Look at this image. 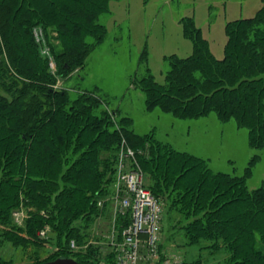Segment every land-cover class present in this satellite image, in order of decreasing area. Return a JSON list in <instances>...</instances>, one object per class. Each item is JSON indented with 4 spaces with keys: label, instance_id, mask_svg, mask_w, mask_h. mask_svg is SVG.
<instances>
[{
    "label": "trees",
    "instance_id": "1",
    "mask_svg": "<svg viewBox=\"0 0 264 264\" xmlns=\"http://www.w3.org/2000/svg\"><path fill=\"white\" fill-rule=\"evenodd\" d=\"M112 1L0 0V264H18L7 254L10 247L30 249L31 264L60 256L101 264V247L92 240L98 220L113 218L107 198L114 195L124 140L135 152L130 162L144 171L146 187L173 221H181L177 227L186 245L208 253L206 261L198 256L179 264H264V181L256 189L248 186L259 155L243 175L216 172L208 159L159 140L154 129L137 133L131 117L100 108L105 101L96 91L72 96L55 88L60 77L83 68L104 40L107 28L98 20L111 12ZM182 24L192 53L166 56L169 69L162 80L147 69L132 81L144 93L146 109L178 119L215 113L221 122L234 120L248 129L249 145L262 149L264 0L251 17L226 23L221 58L192 17ZM39 28L46 31L55 73L49 56L40 52ZM20 208L27 212L23 225L13 217ZM130 222V213L117 214L118 237ZM46 225L51 232L42 238ZM72 240L79 249H72ZM163 256L156 264H163Z\"/></svg>",
    "mask_w": 264,
    "mask_h": 264
},
{
    "label": "rangeland",
    "instance_id": "2",
    "mask_svg": "<svg viewBox=\"0 0 264 264\" xmlns=\"http://www.w3.org/2000/svg\"><path fill=\"white\" fill-rule=\"evenodd\" d=\"M110 5L111 12L101 14L98 20L107 28L104 40L91 52L83 68L73 70L68 78L60 77L55 88L67 89L72 96L80 90L96 91L105 101L100 108L119 109V114L131 117L137 133L145 134L154 129L159 140L208 159L209 167L216 172L243 175L251 158L259 155L248 186L256 189L262 185L264 147L256 149L249 145L248 129L237 127L234 120L221 122L215 113L195 119H178L159 109L148 111L144 93L132 82L143 77L147 69L162 80L169 69L166 56L186 57L192 53L193 44L184 35V17L194 19L214 55L221 58L227 40L226 23L235 18L251 17L260 8L261 0H113ZM40 31L43 37L41 54L54 58L46 31L42 28ZM51 34L56 35L55 32ZM52 41L59 44L56 39ZM143 53L147 54L146 59ZM103 221L101 230H105L106 224L110 230L114 229V221ZM178 224H181L179 219L173 221L164 212L161 254L165 256L162 259L168 260L166 254H175L181 257L180 263L198 256L206 261L207 251L200 252L198 246L186 245L184 231L177 227ZM26 251L24 254L21 249L10 247L7 254L14 256L18 264H31L34 255L30 249ZM107 262L111 264L112 260Z\"/></svg>",
    "mask_w": 264,
    "mask_h": 264
},
{
    "label": "built area",
    "instance_id": "3",
    "mask_svg": "<svg viewBox=\"0 0 264 264\" xmlns=\"http://www.w3.org/2000/svg\"><path fill=\"white\" fill-rule=\"evenodd\" d=\"M38 41L43 43L40 28L36 30ZM45 54L48 51L45 50ZM53 73L56 72L54 58L49 56ZM135 152L129 146H125V140L120 146L119 162L117 166V178L114 183V195L107 199L113 206L114 229L109 235L116 264H156L161 260V233L164 206L162 202L146 187L145 174L139 164L130 162L134 159ZM104 200L99 201L102 205ZM130 213L131 222L122 231L121 239L115 237L118 234L115 228L117 214ZM13 217L18 225H23L27 217L24 208L13 212ZM51 232L46 225L39 232V236L47 238ZM72 249H79L75 240L71 241ZM163 264H179L181 257L175 254L168 256Z\"/></svg>",
    "mask_w": 264,
    "mask_h": 264
},
{
    "label": "crops",
    "instance_id": "4",
    "mask_svg": "<svg viewBox=\"0 0 264 264\" xmlns=\"http://www.w3.org/2000/svg\"><path fill=\"white\" fill-rule=\"evenodd\" d=\"M104 219H108V221H110L111 218L103 216L102 219H100V222L98 220L97 224L100 226H103L104 225V221H103ZM101 228L102 227L98 228V226H97V229L95 230L96 231V237H95V239L92 240L93 243H97V245H99L101 247V251L103 253L102 255L104 256L103 261H106V262L101 263V264H107L108 263L107 260L109 262L112 260L111 264H116V261H115V263H113V259L115 258V253H114V258L112 257L113 254L110 255V253L113 251L112 244H111V242H109V235H110L112 229L110 230V228L107 226V224L105 226V230H101ZM115 238L117 240L121 239V237H118V235H116Z\"/></svg>",
    "mask_w": 264,
    "mask_h": 264
},
{
    "label": "water",
    "instance_id": "5",
    "mask_svg": "<svg viewBox=\"0 0 264 264\" xmlns=\"http://www.w3.org/2000/svg\"><path fill=\"white\" fill-rule=\"evenodd\" d=\"M42 264H83L77 261L75 258H70L66 256H60L54 260L44 262Z\"/></svg>",
    "mask_w": 264,
    "mask_h": 264
}]
</instances>
